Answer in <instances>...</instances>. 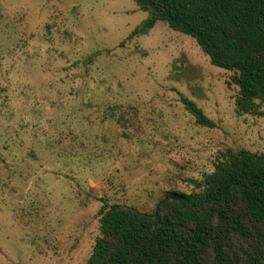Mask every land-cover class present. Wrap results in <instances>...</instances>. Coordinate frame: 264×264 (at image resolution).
I'll return each instance as SVG.
<instances>
[{
  "label": "rangeland",
  "instance_id": "rangeland-1",
  "mask_svg": "<svg viewBox=\"0 0 264 264\" xmlns=\"http://www.w3.org/2000/svg\"><path fill=\"white\" fill-rule=\"evenodd\" d=\"M148 15L135 0H0V264H86L104 203L151 210L221 150L264 152V112L236 111L233 72L163 21L132 35Z\"/></svg>",
  "mask_w": 264,
  "mask_h": 264
},
{
  "label": "trees",
  "instance_id": "trees-1",
  "mask_svg": "<svg viewBox=\"0 0 264 264\" xmlns=\"http://www.w3.org/2000/svg\"><path fill=\"white\" fill-rule=\"evenodd\" d=\"M135 1L149 15L132 35L163 21L192 36L233 72L236 111L263 114L264 0ZM180 100L198 124L216 127L195 100ZM192 183L189 192L166 190L151 210L104 203L86 264H264V152L223 149Z\"/></svg>",
  "mask_w": 264,
  "mask_h": 264
}]
</instances>
